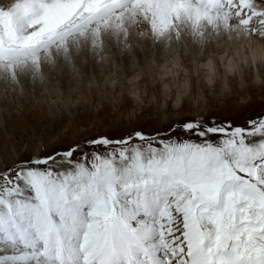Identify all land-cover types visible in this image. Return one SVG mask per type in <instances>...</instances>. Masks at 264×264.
Masks as SVG:
<instances>
[{
    "label": "snow or ice",
    "instance_id": "snow-or-ice-1",
    "mask_svg": "<svg viewBox=\"0 0 264 264\" xmlns=\"http://www.w3.org/2000/svg\"><path fill=\"white\" fill-rule=\"evenodd\" d=\"M132 40L194 54L264 41V0H10L0 82ZM163 132L0 163V264H264V115L234 126L197 114Z\"/></svg>",
    "mask_w": 264,
    "mask_h": 264
},
{
    "label": "rangeland",
    "instance_id": "rangeland-1",
    "mask_svg": "<svg viewBox=\"0 0 264 264\" xmlns=\"http://www.w3.org/2000/svg\"><path fill=\"white\" fill-rule=\"evenodd\" d=\"M255 41L212 45L194 54L188 41L182 49L163 44L157 51L151 40H132L131 51L108 45L94 68L88 62L58 63L44 67L43 79L21 77L19 86L2 82L0 163L47 154L45 149L63 151L102 135L118 139L135 130L167 135L163 129L174 121L197 114L245 126L264 115V57L253 65L249 54ZM242 45L244 52L235 53ZM227 61L234 70L226 73Z\"/></svg>",
    "mask_w": 264,
    "mask_h": 264
},
{
    "label": "bare ground",
    "instance_id": "bare-ground-1",
    "mask_svg": "<svg viewBox=\"0 0 264 264\" xmlns=\"http://www.w3.org/2000/svg\"><path fill=\"white\" fill-rule=\"evenodd\" d=\"M1 2V1H0ZM6 4V3H5ZM248 40H245V42H247ZM253 41H255V40H253ZM114 45H118V44H116L115 42L113 43ZM156 45V49H157V51H159L160 50V48L162 47V45L163 44H161V45H157V44H155ZM243 48H244V46L242 45V46H240V47H238V49L237 50H235V53H238V51H241L242 50V53L244 52L243 51ZM249 54L251 55V59H253V65H254V62L258 59H261V62H260V64L262 63V59H263V57H264V44H261L259 41H255L254 42V45H252V47L251 48H249ZM142 52V51H141ZM144 52V51H143ZM241 53V52H240ZM138 55L142 58V60H143V58L145 57L144 56V53H138ZM244 55V54H243ZM219 56V55H218ZM222 56L223 55H220L219 56V58H222ZM224 57V56H223ZM246 57V56H245ZM128 58H129V54L127 53L126 55H125V57H123V58H121V60L122 61H124V62H128ZM238 59H239V57H237ZM146 59V58H145ZM232 59V58H231ZM222 60L223 61H225V59L224 58H222ZM245 60V59H244ZM264 60V59H263ZM229 61V60H228ZM224 62L225 64H226V68H224L223 70L227 73V71L229 72V71H231V70H229V69H232L233 67H232V65H231V67H230V63L229 62ZM235 61V60H234ZM211 62V61H210ZM245 62V61H244ZM202 63H207V61H205V60H203L202 61ZM259 63V62H258ZM212 64V63H211ZM245 64V63H244ZM259 64V65H260ZM89 65V64H88ZM238 65V64H237ZM236 65V66H237ZM241 65V64H240ZM255 65H257V63L255 62ZM91 66H92V68H94L95 66H94V64L93 63H91ZM235 66V67H236ZM67 69L68 68H66V70L65 71H67ZM238 70V69H237ZM232 73V72H231ZM210 74V73H209ZM230 74V73H229ZM0 83H2V82H0ZM63 86H65L66 85V82L64 81L63 82V84H62ZM255 85V84H254ZM253 85V86H254ZM3 86V85H2ZM38 86V84L36 85V87ZM25 118V117H24ZM26 119V118H25Z\"/></svg>",
    "mask_w": 264,
    "mask_h": 264
}]
</instances>
